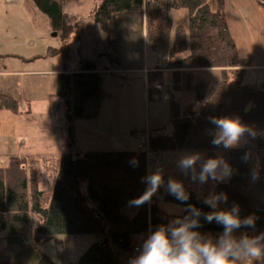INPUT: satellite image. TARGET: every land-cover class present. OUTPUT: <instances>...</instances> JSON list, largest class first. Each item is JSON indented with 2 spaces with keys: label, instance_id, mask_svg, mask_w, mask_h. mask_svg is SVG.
<instances>
[{
  "label": "trees",
  "instance_id": "trees-1",
  "mask_svg": "<svg viewBox=\"0 0 264 264\" xmlns=\"http://www.w3.org/2000/svg\"><path fill=\"white\" fill-rule=\"evenodd\" d=\"M64 1L34 0L55 27L68 19L62 11ZM177 10L188 12V31L181 26L173 29L169 14ZM142 12L147 43L153 51L166 54L169 60L166 69L173 71L176 83L178 77H185V84H176V89L180 91L182 87L191 98L185 107L173 99L170 101L171 131L169 134L164 130L149 131V150L154 154L203 153L206 159L223 158L234 174L227 183L215 185L213 193H226L227 208L239 205L241 218L253 214L258 217L255 233L264 232V210L247 195L254 170L249 158L247 162L242 159L257 147L226 150L213 146L211 141L218 135V130L208 119L238 117L255 131L256 136L264 131V91L242 85L249 60L239 56L225 17L221 12L210 10L206 0H101L94 20L105 32L113 15ZM63 52L48 49L51 57L66 56V51ZM186 52L185 57L176 58ZM200 69H219L221 79L192 84L191 71ZM147 76L148 97L151 98L157 94L154 87L162 75L152 72ZM102 94L94 61L83 62L80 72L57 76L55 95L65 100L71 140L73 123L84 115L86 103L100 99ZM0 110L16 113L17 102L1 95ZM248 139L253 140L249 136ZM132 158L139 161L138 167L129 164ZM26 164L24 158L17 156L0 164V257L16 256L24 247L44 244L55 235H95L101 241L90 246L76 264H121L119 257L127 258L134 237L146 235L157 226L169 223V216L160 210L153 197L150 204L129 206V201L142 195L146 188L141 181L148 174L143 151L62 155L46 207L41 203L43 192L39 189L38 171L32 166L28 170ZM178 174L181 175V171L178 170ZM179 178L172 177L183 184L189 195L187 203L177 201L169 195L167 188L165 192L161 191L160 200L180 206L183 213L178 218L188 215L185 209L189 204L202 213L210 212L211 209L197 197L194 188L197 182L190 178L179 181ZM168 179L171 178L164 177L165 182ZM200 222L203 225L199 229L201 233L217 236L223 231L215 222L205 223L203 217ZM104 240L107 243L103 245ZM57 248L62 251L59 243ZM36 264L54 263L40 254Z\"/></svg>",
  "mask_w": 264,
  "mask_h": 264
},
{
  "label": "rangeland",
  "instance_id": "rangeland-1",
  "mask_svg": "<svg viewBox=\"0 0 264 264\" xmlns=\"http://www.w3.org/2000/svg\"><path fill=\"white\" fill-rule=\"evenodd\" d=\"M21 1L23 5L20 10H15L11 14L13 18L20 20L21 26L17 27L16 23L7 19L9 17L7 13H11L10 9L3 0H0V21H2L0 23V71L19 74L17 70L21 69L22 72H28L24 77L6 76L0 73V96H7L17 102L16 113L0 110V164L3 165L9 157L17 156L26 160L28 170L30 166L36 168L39 189L43 191L41 203L46 207L51 191H47L43 184L47 182L53 185L55 170L62 155H82L89 151H133L137 150L138 146L136 135L145 132V129L163 127L166 131L169 128L171 131L169 106L172 100L170 94L173 92L171 82L174 76L168 72L161 74L162 78L158 85L163 93L149 98L147 96L148 76L145 79V74L140 72L119 71L138 68L139 59L142 58L146 49L149 66L153 63L154 66L166 69L169 60L165 53H158L151 49L139 22H137V28L134 27L135 29L132 30L130 27L133 25L121 20H111L108 30L101 31L94 20V13L101 0H65L62 11L68 19L59 27L53 25L50 17L38 7L34 0ZM255 1L260 4V16L255 17L264 25V14H260L264 12V0ZM246 2L247 0H242L241 7ZM206 3L213 12H220L221 8L217 6L218 0H206ZM231 4L223 8L226 23L229 30L230 26L237 28L234 42L238 46L236 48L239 55L249 54L250 57L242 85L264 91V70L254 67L264 62V32L258 29L260 26L251 25L254 28L247 34L239 28L238 24L232 23V21L237 23V20L242 18L243 9L238 8L233 2ZM18 11L20 17L17 16ZM131 14L119 13L112 18L117 19L121 15ZM169 16L173 29L181 26L188 31L189 15L186 10L171 11ZM171 38H173V32ZM48 49L62 52L65 50L66 56L60 54L57 60H52L48 55ZM102 53L104 54L101 55ZM187 54L188 52L176 58H183ZM87 58H94L103 94L100 99L90 101L91 110L84 112L81 118L74 121L76 138L73 141L74 139L71 140L68 133L65 100L55 95V76L60 72L80 70L83 60ZM41 71L48 74L41 76L39 73ZM192 74L193 80H202V82L221 79L219 71ZM173 84L182 85L180 81ZM178 92L177 103L188 105L190 95L182 87ZM148 132L144 133L147 137ZM261 144L264 146V131H260L253 140L248 139L246 134L241 144L234 148ZM139 151L145 153L147 160L146 152ZM257 151L255 150V155L249 154L248 157L250 166L258 173L259 179L250 182L247 195L255 200L251 198L260 209L264 210V152ZM149 152L151 153L150 150ZM154 155L156 160L148 159L147 167L160 161L159 168L163 174L167 173L172 165L171 159L165 158L163 154ZM178 170L180 171L179 168ZM211 184L213 185L209 190H201L202 187L195 189L198 199L204 201L210 193H213L215 184ZM164 188L166 186H163ZM155 196L158 198L157 193ZM156 200L160 210L168 216H176L170 217L169 223L183 213L180 206ZM220 207L227 208V204H222ZM31 221L34 225L33 217ZM240 231L257 235L251 230ZM100 241L101 238L95 235H55L44 244L24 247L16 256H1L0 264H36L40 254L47 256L54 264H76L90 246ZM57 243L62 246L61 252L57 248ZM121 261L126 264L124 259Z\"/></svg>",
  "mask_w": 264,
  "mask_h": 264
},
{
  "label": "clouds",
  "instance_id": "clouds-1",
  "mask_svg": "<svg viewBox=\"0 0 264 264\" xmlns=\"http://www.w3.org/2000/svg\"><path fill=\"white\" fill-rule=\"evenodd\" d=\"M209 122L218 130V135L211 141L215 147L232 149L241 144L247 134L255 138V131L243 124L240 118L209 117ZM248 154L242 159L247 162ZM132 167H138L139 161L132 158ZM179 169L190 176L193 182L203 185L209 180L223 183L234 174L232 167L223 158H202L199 153L184 155L178 161ZM199 168V171H197ZM259 179L256 171L252 172V180ZM146 185L145 191L138 198L129 201V206L140 207L150 204L152 197L165 186L163 172L160 169L150 171L141 178ZM166 188L169 195L177 201L186 204L189 195L181 182L168 179ZM203 203L211 211L202 213L200 209L187 205L188 215L172 220L150 230L142 239L138 254L130 258L129 264H264V232L250 235L241 229H251L255 232L258 217L248 215L241 218L240 207L233 204L230 208H221L228 203V196L224 192L210 193ZM205 223L215 222L223 229L215 237L199 231ZM239 232V235L237 233Z\"/></svg>",
  "mask_w": 264,
  "mask_h": 264
},
{
  "label": "crops",
  "instance_id": "crops-1",
  "mask_svg": "<svg viewBox=\"0 0 264 264\" xmlns=\"http://www.w3.org/2000/svg\"><path fill=\"white\" fill-rule=\"evenodd\" d=\"M3 1H4V3H6V5L8 6V8L10 9V12H11V13H7V14H9V17H7V19H9V21H11L12 23H16L17 27L21 26V24L19 22L20 20H16L15 18L12 17L11 14H13L15 12V10H20V8L23 5L22 1L21 0H3ZM231 2H233L238 8H242L243 9L242 10V18L238 19L237 20V23L235 21H232V23L238 24L239 25V28L241 30L245 31L247 34H249L252 31V29L254 28V27H251V25H258V26H260V27H258V29L260 31L264 32V25H263V23L261 21H257V19L255 17V16H260L259 15V9H260L259 7H260V4L258 2H256L255 0H247V2L245 3V5H243V7H241L242 6V0H218L217 6H219V8H221L219 11L223 14V16H224V12H223L224 9L223 8L227 4L228 5L229 4L232 5ZM260 14H264V12H260ZM17 16L18 17L21 16L20 13H19V11L17 12ZM24 16H25V14H24V10H23L22 17L24 18ZM27 16H28V14H27ZM113 20H116V21H118V20L120 21L121 20V21H123L125 23H128L130 25H133V26L130 27V29H132V30L135 29L134 27L137 28V22H139L140 28L141 29L143 28L144 34H146L144 12H142V13H132L131 15H121L117 19L116 18L115 19L112 18V21ZM3 21H6V20H3ZM1 22L2 21H0V23ZM230 27H231L230 28L231 31L230 30L229 31H230V34H231L232 39L234 41V36H236L237 28H233L232 26H230ZM236 47H238V46H236ZM103 54L104 53H102L101 55H103ZM238 54H239V52H238ZM248 55L249 54H241L239 56L242 59H248L250 61V57ZM57 58H58V55H56L54 57H51L52 60H57ZM178 59H180V58H178ZM85 61H94V58L93 59L92 58H87V59L83 60V62H85ZM148 61H149L148 60V51L146 49L144 51V53L142 54V58L139 59V67L138 68L123 69V70L121 69L119 71H121V72L122 71L123 72H133V73L140 72L142 74H145V79H147L146 76L148 75V73L149 72H152V71L153 72L160 73V74H164L166 72L172 74V72H173L172 70H166V69L160 68L157 65L154 66V64L152 62H151L152 63L151 66H149ZM149 67H151V68H149ZM254 67H256L258 69H261V70H264V62H262L260 64H257ZM18 71H19V74H16L14 72H1V71H0V73L2 75H6V76H9V75H19V76H23V77H24V75H26V73H28V72H22L21 69L17 70V72ZM80 71H81V68H80V70H75V71H71L70 70V71H67V72H60L59 74H56V76H55V82L57 81V76L58 75H62V74H72V73H77V72H80ZM210 71H212V72L213 71H219L220 72L219 69H200V70H192L191 73H194V72L195 73H197V72L206 73V72H210ZM29 73H31V72H29ZM39 73H40L41 76H45V75L48 74V72H45V71H41ZM192 76H193V74H192ZM175 80H176V78H174V80H172V82H171L172 88H173V92H172V94H170V98L173 99V100H176V102H177V101H179V92L176 89V84H173V83H175ZM185 80H186L185 77H178V81H180L183 85L185 84V82H184ZM195 82H202V80H195L194 79L193 82H192V84H194ZM147 91H148V88H147ZM162 93H163V91H162ZM147 96H148V92H147ZM91 102H93V101H91ZM91 102L86 103V105H85V112L86 111L88 112L89 110H91V107H90V106H92V105H90V104H92ZM180 106L181 107H185V104H180ZM65 109H66V106H65ZM169 111H170V106H169ZM65 113H66V110H65ZM169 114H170V112H169ZM12 115H16V114H12ZM73 128H74V125H73ZM157 130L158 131L159 130H164L165 133H168V134L170 133V128H169L168 131H166L163 127H154L152 129L151 128H148V129H145L144 131H157ZM75 131H76V129L74 128L73 129V133L71 135V137L73 136L72 137L74 139L73 141H75V138H76ZM84 133H86V132H84ZM254 147H257V149L250 150L249 151V154L250 155H255V150H258L257 152H259L260 150H262V152H264V146L262 144L260 146H254ZM89 152H92V151H89ZM199 154H201L202 158L206 159V155L205 154H203V153H199ZM184 155H188V154H184V153L183 154L168 153V154H163L162 155L165 158L171 159V161H172V165L170 166V170L167 173L163 174V177L169 176V178L172 179V177L177 176V177H180L179 178V181H180L181 178L182 179H185V180H187L188 178H190V176H185V174L181 170H180L181 171V175L178 174V168H179L178 167V161ZM159 162L160 161H158L157 163H152V164L150 163L151 166L148 165V168H147L148 169V173L150 171H154V170H157V169H160L161 170V168H159V166H158L160 164ZM197 171H199V168H197ZM184 176H185V178H184ZM53 178H54V180H53V185H54L55 176ZM227 181L225 183H227ZM211 183H214L215 185H217V184H223L224 182L223 183H216L214 181L209 180L208 183L203 184V185H201V184H199V182H197V184H199V185H198V187L196 185V187H194V188L196 189V188L202 187L201 190L202 189L209 190L212 187V185H213ZM43 185L46 187L47 191H51L52 192L51 189H52L53 185H51L50 183H47V182L45 184H43ZM165 186H166V184H165ZM161 189L157 192L158 198H155L156 196L155 197L153 196V198L155 199V202L156 203H157V200L156 199H159L160 200L161 191L162 192H165V190H166V188L163 189V187H161ZM250 198H252V197H250ZM163 213H165V212H163ZM170 217H176V216H169V218ZM147 235L148 234H146V235H144L142 237H141V235L134 237L133 238V244L134 245L135 244L141 245L142 239L145 238ZM119 259H120L121 264H123L122 261H121L122 259H124V262H126V264H129V261L130 260L128 258H126L124 256H120Z\"/></svg>",
  "mask_w": 264,
  "mask_h": 264
},
{
  "label": "built area",
  "instance_id": "built-area-1",
  "mask_svg": "<svg viewBox=\"0 0 264 264\" xmlns=\"http://www.w3.org/2000/svg\"><path fill=\"white\" fill-rule=\"evenodd\" d=\"M155 91L158 92V93H161L162 89L159 85H156L155 86ZM137 141H138V150H144L146 152V156H147V160H153L155 161L156 158L152 152L150 153L149 152V148H148V137L147 135L143 134V135H138L136 137ZM140 246L139 245H136V246H133L128 254V257L129 259L134 257L135 255L138 254V250H139Z\"/></svg>",
  "mask_w": 264,
  "mask_h": 264
},
{
  "label": "water",
  "instance_id": "water-1",
  "mask_svg": "<svg viewBox=\"0 0 264 264\" xmlns=\"http://www.w3.org/2000/svg\"><path fill=\"white\" fill-rule=\"evenodd\" d=\"M106 243H107V241H106V240H104V242H103L102 244L104 245V244H106Z\"/></svg>",
  "mask_w": 264,
  "mask_h": 264
}]
</instances>
